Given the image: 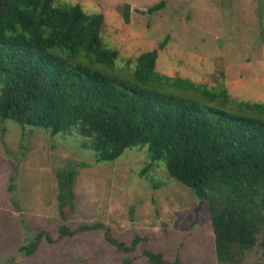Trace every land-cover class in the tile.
I'll return each mask as SVG.
<instances>
[{
    "label": "trees",
    "instance_id": "1",
    "mask_svg": "<svg viewBox=\"0 0 264 264\" xmlns=\"http://www.w3.org/2000/svg\"><path fill=\"white\" fill-rule=\"evenodd\" d=\"M55 1L0 0V121L52 135L77 131L89 140L96 163L146 148L150 163L142 175L162 162L167 176L209 204L219 264H245L246 252L256 247L264 264V103L237 101L224 88L160 73L159 50L167 39L129 60L130 76L118 73L119 52L102 37L104 15ZM58 179L64 188L59 200L73 206L76 172ZM97 231L120 253L141 248L139 258L148 264H185L150 249L146 236L118 239L102 222L61 224L56 239L42 230L20 253L30 257L44 240L54 244Z\"/></svg>",
    "mask_w": 264,
    "mask_h": 264
},
{
    "label": "rangeland",
    "instance_id": "2",
    "mask_svg": "<svg viewBox=\"0 0 264 264\" xmlns=\"http://www.w3.org/2000/svg\"><path fill=\"white\" fill-rule=\"evenodd\" d=\"M166 1L163 9L149 12ZM79 4L105 18L104 43L119 52L116 71L133 72L141 54L159 50L156 70L226 89L237 101L264 103V0H56ZM130 8L129 22L125 7ZM1 87V85H0ZM77 131L52 135L14 120L0 121V264H148L120 253L102 232L80 233L54 244L43 241L30 257L20 247L46 230L56 239L67 224L102 222L120 240L148 237L147 246L185 264H219L209 204L167 176L164 163L149 165L146 148H132L115 162L96 163ZM76 172L74 205L59 200V173ZM261 250L246 252L259 264Z\"/></svg>",
    "mask_w": 264,
    "mask_h": 264
}]
</instances>
